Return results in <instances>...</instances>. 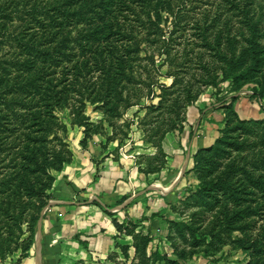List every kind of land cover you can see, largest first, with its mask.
<instances>
[{"label": "trees", "instance_id": "trees-1", "mask_svg": "<svg viewBox=\"0 0 264 264\" xmlns=\"http://www.w3.org/2000/svg\"><path fill=\"white\" fill-rule=\"evenodd\" d=\"M222 1V10L217 6L210 11L197 9L195 0H0V255L11 242L27 254L40 210L52 196L51 169H60L69 158L67 150L50 143L63 142L56 128L64 130L65 126L57 121L54 107L70 89L79 96L81 107L84 99L107 105L116 86L125 82L130 84L126 99L141 102L144 89L152 92L157 83L159 107L165 102L175 111L193 101L201 86L216 82L220 64L227 66L221 68L223 77L229 75L235 81L257 68L264 47L258 43V21L252 19L255 0ZM82 4L84 13L78 11ZM232 18L238 23L235 29ZM73 28L74 45L68 47ZM238 35L246 41L235 55ZM143 38L144 47L140 45ZM77 72L80 87L70 88ZM161 74L171 81L158 82ZM74 112L78 115L80 109ZM234 128L244 133L261 130L264 144L260 119ZM226 138H217L205 150L218 149ZM236 142L229 139L228 143ZM260 160L252 182L264 196V156ZM238 186L228 193L235 196L236 204ZM207 189L215 197L219 189L226 192L224 187ZM110 196L101 198L108 213L106 207L125 198L110 202ZM92 202L101 206L97 200ZM24 222L29 234L20 238ZM114 224L119 227L115 220ZM147 240L144 236L141 246L135 243L136 249ZM245 246L255 259L243 264H264V242L254 239ZM52 250L49 245L47 254ZM163 258L177 262L174 256ZM46 260L54 263L50 257Z\"/></svg>", "mask_w": 264, "mask_h": 264}, {"label": "rangeland", "instance_id": "rangeland-1", "mask_svg": "<svg viewBox=\"0 0 264 264\" xmlns=\"http://www.w3.org/2000/svg\"><path fill=\"white\" fill-rule=\"evenodd\" d=\"M206 1L195 0L199 5L197 9L213 11L217 6L218 10L223 9L222 0ZM85 10L84 4L78 8L82 13ZM251 12L252 19L258 21L261 29L259 46L264 47V0H255ZM230 23L233 29L237 27L234 18ZM70 35H75V28ZM237 37L240 40L235 55L246 41L240 35ZM74 38L68 47L74 45ZM144 38L140 41L142 47ZM142 54L140 51L139 55ZM259 57L257 68L243 74L238 81L229 75L223 77L221 68L227 66L220 64L216 82L201 86L193 101L182 103L175 111H170L172 105L167 107L165 102L164 107H159L161 87L157 83L153 84L152 92L144 89L141 102H136L134 97L126 99L129 83L117 85L107 105L84 99L83 106L79 107V96L75 90H69L66 98L54 107L57 121L65 126L64 130L56 128L63 142L50 143L67 150L69 158L62 166L68 164L80 149L93 154L96 168H99L102 155L111 153L113 158L127 159L142 173L140 182L137 183L136 179L132 191L121 195L125 196L123 202L127 196L143 190L123 205L129 207L136 199L140 202L132 210L134 215L128 214L124 220L119 218L118 208L106 207L110 213L101 208L113 224L115 220L119 225L114 224L116 231L111 235L112 247L103 254L94 253L90 258L77 259L74 264H171L164 256L176 257V264H243L255 259L251 248L245 245L254 239L257 243L264 242L261 238L264 234V196L252 182L259 173L260 159L264 156V144L259 135L262 131L244 133L234 126L254 119H260L264 124V51ZM91 75L93 78L95 74ZM79 79L77 72L70 88L75 87ZM170 81L171 77L158 76V82L168 84ZM79 109L78 115L75 114L74 111ZM191 132H194L195 141L189 150V163L176 184L175 200L160 203L159 192L152 191L147 185L154 179L164 182L177 174V142L181 136L183 140L188 138ZM223 135L227 138L218 149L205 150ZM197 138L201 139L200 143ZM229 139L237 141L236 145L229 144ZM57 170L51 169L53 175ZM236 184H239L238 204L235 196L228 194ZM54 187L53 181L50 193L55 194ZM208 187H221L222 190L224 187L226 192L219 189L215 197ZM87 192L79 194L76 200L88 199ZM237 215L241 218L235 219ZM26 226L24 222L20 238L29 234ZM149 229H152L151 233H148ZM144 236L148 242L137 250L135 243L141 246ZM32 246L33 242L26 255L33 253ZM26 255L22 254L19 244L14 246L11 242L10 248L0 255V264H17Z\"/></svg>", "mask_w": 264, "mask_h": 264}, {"label": "crops", "instance_id": "crops-1", "mask_svg": "<svg viewBox=\"0 0 264 264\" xmlns=\"http://www.w3.org/2000/svg\"><path fill=\"white\" fill-rule=\"evenodd\" d=\"M177 137L179 139V136ZM179 141L177 142L179 153L177 174H173L164 182L154 179L147 185L152 191L159 192L158 200L163 204L175 200L174 190L185 166L189 163L188 154L195 141L194 132L184 140L181 136ZM197 142L200 143L201 139L197 138ZM102 156L99 168H96L93 154L80 149L73 154L68 164H64L54 172V192L57 197L52 193L53 197L51 196L46 202L48 205L41 216L38 241L35 240L34 233L33 253L23 257L17 264H51L52 262L45 261V258L49 257L53 260V264H74L78 262L77 259L90 258L94 253L103 254L112 247L111 235L116 231L115 226L101 209L104 207L91 202L94 200L92 197L97 196L102 201L101 198L105 195L113 194L108 201L110 199V202H114L121 195L132 191L136 179L137 183L140 182L142 173L131 166L127 159L113 158L111 153ZM129 180L132 182L129 183ZM85 191H88V199L76 200L80 197L79 194ZM141 191L143 190L132 193L126 198H133ZM127 199L125 203L131 200ZM138 200L136 199V202L129 207H123L125 203L122 201L123 205L117 211L119 218L124 220L128 214L133 216V208L140 205ZM102 202L105 205V202ZM49 245L54 248L50 255L47 254Z\"/></svg>", "mask_w": 264, "mask_h": 264}, {"label": "water", "instance_id": "water-1", "mask_svg": "<svg viewBox=\"0 0 264 264\" xmlns=\"http://www.w3.org/2000/svg\"><path fill=\"white\" fill-rule=\"evenodd\" d=\"M94 200H97L101 205H104L103 202L97 197V196H94L92 197ZM132 197H130L129 199L127 200H130ZM125 203V202H124ZM48 203H46L42 209L40 210V214H39V217H38V220H37V225H36V232H35V240L38 241V238H39V235H40V230H41V216L44 212V210L46 209ZM123 205V203H120L118 204L117 206L113 207L112 209H115V208H119Z\"/></svg>", "mask_w": 264, "mask_h": 264}]
</instances>
